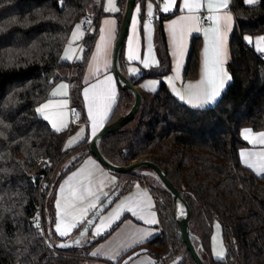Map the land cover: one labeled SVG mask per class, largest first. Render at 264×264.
Listing matches in <instances>:
<instances>
[{
  "label": "trees",
  "instance_id": "trees-1",
  "mask_svg": "<svg viewBox=\"0 0 264 264\" xmlns=\"http://www.w3.org/2000/svg\"><path fill=\"white\" fill-rule=\"evenodd\" d=\"M101 3L64 0L61 7L59 0H0V121L7 125H0V264H84L88 255L84 250L110 233L89 243V232L78 247H57L65 238L55 232L56 213L52 207L47 210V192L43 206L45 236L40 225L36 227L42 177L45 175L46 180L47 176L46 190L51 191L58 166L73 157L67 168L70 170L90 152L88 137L64 149L70 131L53 130L36 109L60 79L56 71L77 68L71 75V105L82 121L87 120L83 78L105 13ZM117 4L120 29L127 0H117ZM230 9L236 20L229 41L232 79L218 102L190 107L162 83L156 92H142L135 118L101 137L99 147L115 164L147 157L167 172L191 206V238L206 264H264V174H257L240 158V148L247 145L241 129H264V58L252 43L256 35L264 33V0L254 5L231 0ZM88 15L94 17L95 26L84 39L83 57L74 62L64 60L62 52L73 29ZM169 17L159 14L156 21L160 63L139 78L162 76L171 69L164 29ZM201 46V36H193L185 78L197 77ZM9 57L12 63L7 62ZM125 62L123 43L119 63L126 74ZM133 102L132 91L120 87L108 123L125 114ZM53 160L51 169L43 167ZM143 169L152 171L142 166L118 172L121 181L115 188L119 189L115 200L137 184L146 187L155 201L160 231L111 264H126L135 251L150 253L153 264H169L175 258H179L175 264H196L181 234L172 193L158 176L139 172ZM214 220L221 225L226 247L223 261L212 254Z\"/></svg>",
  "mask_w": 264,
  "mask_h": 264
},
{
  "label": "crops",
  "instance_id": "crops-1",
  "mask_svg": "<svg viewBox=\"0 0 264 264\" xmlns=\"http://www.w3.org/2000/svg\"><path fill=\"white\" fill-rule=\"evenodd\" d=\"M158 0H137L133 9V14L131 17L129 30L124 41V56H125V72L128 76L136 79V86L141 90V92L153 93L156 92L162 83H164L169 91L177 97L181 102L194 108H203L212 106L215 103L204 105L203 107H195L196 104V94L199 92L200 88L206 87L207 84H201V81L205 79V49H208L209 57V70H211V33L205 34L204 29H209L213 27V22L209 25H202L200 19L190 20V21H179L180 17H199L201 14L206 16L219 15L231 16L232 25L229 28L221 20V31L225 36V63L223 64L224 69L227 74L230 75L228 70V62L230 59L229 51V41L231 35L236 27V20L233 11L230 9L231 0H228V7L220 8L218 11L211 12L207 8L209 0H200L202 7L196 11L189 12L184 8V0H174L173 3L169 4V0H160V4H157ZM247 5H251L244 0ZM144 3V4H143ZM151 5V18L149 20L148 16V5ZM172 9L169 12H164L165 6ZM115 7L119 9L117 0H113V4L109 3V0H102L101 8L105 12L100 19L99 27L105 29V34L107 35V30L111 29V35L107 41L104 43L101 41V33L99 31L96 37L90 55L88 57L86 70L84 73L83 87V99L85 103L87 120L82 121L79 112L75 111L71 105L70 88H71V75L76 72L77 68L72 71L67 68H60L56 71V75L60 79L51 88L50 96L48 99L43 101L39 106L48 103L52 100L55 103L60 101H67V107L63 109H58L56 107H50L47 111L49 113H66V117L61 115H53V119L57 123V127L61 128V131H68L69 124L71 122V116L73 113L78 114V118L73 121V128L70 130L73 132L74 127L79 123V129L74 133L67 134L64 139L63 147L70 148L81 142L84 138L88 137L89 141L93 137L91 134L92 128V117L88 116L89 103L88 99L84 95V90L91 89L89 91V96H93L98 93H106L107 90L111 89L115 93V99L111 103L110 109L104 111L103 103H101L99 110L94 106L93 115L99 127L96 129L98 133L108 122L113 110L117 104L120 85L117 76L114 74L112 67L113 51L118 38L119 33V20L115 15V12L105 11L106 8ZM139 7L140 12L136 13L135 8ZM159 14L170 15L164 21V29L167 38L168 51L171 57V69L169 72L163 74L162 76H148L139 78L145 71L157 67L154 62L160 63L156 38H157V17ZM108 23H105V22ZM179 21L178 27L180 25H185L193 29L188 32L183 37V50L184 55L182 57L178 54V49L176 44L173 42L172 37V22ZM151 25V28H146V25ZM80 25V30L78 35L79 39L73 40V32L76 31V26L73 29L67 44L65 45L62 58L64 59L67 52L70 59H64L66 61L74 62L75 60L81 59L84 54V32L82 29V23ZM135 25V26H134ZM196 29H200L196 31ZM193 36H201V51L199 57V71L196 78H185L184 77V67L187 62L188 54L191 48V42ZM149 37L152 50L149 51ZM264 37L263 34L256 35L252 41L254 48L261 56H264V51L259 49L264 48V42L260 41V38ZM139 56V60H129V54ZM140 60L146 61L149 67H144L140 63ZM179 60L180 66L177 68V61ZM120 65V63H119ZM121 68V65H120ZM122 69V68H121ZM124 69V68H123ZM122 69V70H123ZM133 69L137 71H133ZM112 77L111 84L103 83L106 77ZM231 76V75H230ZM221 91H224L226 85ZM60 85H67V88H60ZM96 85L95 89L92 86ZM192 85V87H189ZM59 89L61 93L67 92V95H57L52 96V93ZM133 93V92H132ZM177 93L179 95H177ZM134 95V94H133ZM183 96L184 99L180 97ZM220 98V97H219ZM218 98V100H219ZM191 99L192 103H188ZM48 122L52 123L51 120ZM66 123L67 127H62V124ZM245 130H251L250 134L245 133ZM260 133H264V129L255 130L250 126H245L241 129V134L243 138L247 141V145L240 148V158L241 161L247 166L252 165V169L258 174L257 169L264 165V159L256 155L257 153H264V144L254 143L257 140ZM247 136V138H245ZM73 138L74 141H73ZM69 141H73L69 144ZM242 153H253L251 157L242 155ZM145 158V157H143ZM147 158V157H146ZM73 157L64 161L58 166L54 172L53 185L47 203L48 207L54 209L56 213V221L54 223L55 232L58 236L59 233L56 231V225H60L61 231H67V236H60L62 238H71L74 236L80 228L84 225L85 220L88 218L92 210H88L86 213L83 211L88 208L90 204L96 203V207L115 189L121 181V176L117 171H114L100 161L89 152L85 157L72 169L67 170ZM264 174V173H261ZM259 174V175H261ZM63 188V191H61ZM92 194L88 195V191ZM75 193V195L73 194ZM107 193L105 196L104 194ZM83 197L81 199L80 197ZM99 197L97 202L96 198ZM60 202L61 207H57V202ZM65 212V217L61 219V212ZM154 214V215H153ZM118 217V219H117ZM156 220L158 223H148L149 220ZM116 224V225H115ZM111 225V227H109ZM97 229L101 230V235L105 234L107 231L110 232L103 239L95 242L88 247V255L84 259V264H104L103 261H116L122 257L125 253L139 248L141 244L146 241L153 239L160 231L158 213L155 209V201L150 193V191L142 186L135 185L133 189L127 191L126 193L120 195L98 218L97 222L90 231V235L87 238V242L91 243L96 240ZM138 241V242H137ZM92 252H97L98 255L92 256ZM114 257V258H113ZM155 259L153 256L146 252L141 251L133 255L126 264H153Z\"/></svg>",
  "mask_w": 264,
  "mask_h": 264
},
{
  "label": "snow or ice",
  "instance_id": "snow-or-ice-1",
  "mask_svg": "<svg viewBox=\"0 0 264 264\" xmlns=\"http://www.w3.org/2000/svg\"><path fill=\"white\" fill-rule=\"evenodd\" d=\"M174 0H169V4L173 3ZM247 2L251 5H254L259 2V0H247ZM59 3L61 7L64 6V0H59ZM110 4H113V0H109ZM202 7V4L200 0H184V8L187 9L189 12L191 11H198ZM228 7V0H209L207 4V8L211 12L218 11L220 8H227ZM152 6L149 4L148 5V16L149 19L151 18L152 12H151ZM172 9H170L167 5L164 7L163 11L164 12H169ZM105 11L108 12H115L119 11V9L113 7L106 8ZM135 12L139 13L140 9L137 6L135 8ZM207 19L211 20L213 22V27L209 29H204L203 31L205 34L211 33L210 37V42H211V70H209V57H208V49H205V79L201 81V84H207L206 87L200 88L199 92L196 94V104L194 105L195 107H203L204 105L207 104H212L218 102V98L221 96V91L224 88L225 84L232 79L230 75L227 74L226 70L223 67V64L225 63L224 57H225V48H224V43H225V36L224 33L221 31V20H223L224 24L227 25L229 28L232 25V17L231 16H219V15H210L207 17ZM190 20H199V17H180L179 21H190ZM179 21H173L172 22V37H173V42L176 44L177 49H178V54L180 57L184 55V50H183V37L186 33L191 32L193 29L190 27H187L185 25H180L178 27ZM90 23V21H88ZM105 23H108L107 21ZM135 26V25H134ZM146 28H151V25H146ZM80 30V25L76 26V31L73 32V40L75 41L76 39H79L80 36L78 35ZM200 29H196V31H199ZM111 29L107 30V35L105 34V29L101 28L100 29V39L102 42L107 43L110 35H111ZM249 42H251V38H248ZM261 42H264V37L260 38ZM151 43H150V37H149V51H151ZM260 51H264V48L259 49ZM80 57H78L79 59ZM64 59H70L68 57L67 52L65 54ZM129 60H139V56L129 54L128 57ZM8 63H12L11 57L8 58L7 60ZM140 63L144 65V67H149L148 63L146 61L140 60ZM156 66H158V62H154ZM180 62L179 60L177 61V68L179 69ZM133 71H137L133 69ZM112 77H106L105 81L103 83L106 84H111ZM97 86L93 85L92 89H95ZM189 87H192V85H189ZM60 88H67V85H60ZM91 89H85L84 90V95L88 99L89 103V108H88V116L92 117V128H91V134L93 137L96 136V129L99 127V124L96 122V119L93 115V107L95 106L97 110H99L101 103H103L104 111H107L111 107V103L115 99V93L111 89L107 90L106 93H98L94 94L93 96H89V91ZM57 95H67V92L61 93L59 89L54 91L52 93V96H57ZM177 95H179L177 93ZM181 99H184L183 96L180 97ZM188 103H192V100L189 99ZM50 107H56L58 109H63L67 107V101H60L54 104L52 100H49L48 103L43 104L41 107L36 109V112L40 115L41 118L44 120L48 121L51 120V127L55 131H61L60 127H57L56 121L52 118L53 115H61L66 117V113L64 112H59V113H49L47 110ZM0 125L3 127H7V125H3V122L0 121ZM62 127L66 128L67 124L63 123ZM251 130H245V133L250 134ZM2 135V133H0ZM247 138V136L245 137ZM75 138H73L74 141ZM73 141H69V144H71ZM254 143H260L264 144V133H260L259 137L257 140L253 141ZM242 155H246L248 157H251L253 153H242ZM256 155L260 156L262 159H264V153H257ZM249 167H252V165H249ZM258 174L264 173V165H262L259 169H257ZM61 191H63V188H61ZM86 191H88L86 189ZM75 195V193H73ZM92 193L88 191V195H91ZM105 196L107 193L104 194ZM83 199V197H80ZM97 202L99 201V197L96 198ZM57 207L60 208V202H57ZM95 210L96 209V203H92L89 205L88 208L84 209L83 211L86 213L88 210ZM61 219L65 217V212H61ZM154 215V214H153ZM118 219V217H117ZM148 223H158V221L152 219L147 221ZM36 227L39 228V223H36ZM111 227V225H109ZM217 229L220 228V225L217 223L216 225ZM56 231L59 233L60 236H67L68 232L67 231H61L60 230V225H56ZM97 235H101V230L97 229ZM138 242V241H137ZM80 241H76V244H79ZM60 247H69L67 244H61ZM92 256L98 255L97 252H92ZM216 259L218 261H223L226 257V250L221 246L219 250L215 252ZM114 258V257H113Z\"/></svg>",
  "mask_w": 264,
  "mask_h": 264
},
{
  "label": "water",
  "instance_id": "water-1",
  "mask_svg": "<svg viewBox=\"0 0 264 264\" xmlns=\"http://www.w3.org/2000/svg\"><path fill=\"white\" fill-rule=\"evenodd\" d=\"M136 4V0H127V5L125 9V13L122 19V23L119 29L118 38L116 40V44L113 51V60H112V67L114 74L117 76L119 80L120 87L124 89H129L134 94V102L132 107L122 116H120L115 121H112L110 123H107L98 133H96L95 137H92L89 143V151L91 154H93L98 161H100L102 164L107 166L108 168L117 171V172H130L132 170H135L137 168H140L142 166H149L152 171L157 175L161 181L166 185L168 190L172 193L175 207H174V213L176 215L179 227L181 229V234L183 236V239L187 245L188 250L190 251L192 257L194 258L196 264H206L200 253L199 249L194 245L192 241V236L194 235L190 225L189 221L191 218V206L188 202V200L183 196L181 190L170 180V178L167 176V172L162 169L156 162L151 160L150 158H137L126 165H118L113 162H111L109 159H107L104 154L102 153L100 147H99V140L101 137L110 134L114 132L115 130L119 129L123 125H125L128 121L135 118L142 100L143 95L141 90L136 86L135 83L132 82L131 78L127 76L120 68L119 65V51L121 49L122 44L125 41V38L127 36L129 25L131 21V17L133 14V9ZM119 194V189H115L114 192L109 194L97 207L95 210H92L88 218L85 220L84 225L81 227V229L71 238H65L61 240L57 247L61 249H70L75 248L81 245L84 238L88 235V233L92 230L93 226L97 222L98 218L101 216L103 212L114 202L115 197ZM181 201V203L184 206L185 214L183 217H179L177 215V204ZM76 241H80L79 244H76ZM61 244H67L69 247H60ZM140 251H135L132 253V256L139 253ZM179 258H175L172 262L169 264H175L178 261Z\"/></svg>",
  "mask_w": 264,
  "mask_h": 264
},
{
  "label": "built area",
  "instance_id": "built-area-1",
  "mask_svg": "<svg viewBox=\"0 0 264 264\" xmlns=\"http://www.w3.org/2000/svg\"><path fill=\"white\" fill-rule=\"evenodd\" d=\"M208 16H206L205 14H201L200 15V22L202 25H209L211 24V20L207 19ZM150 21H152L153 19L150 18L149 19ZM88 21H90V23H88ZM95 26V21H94V17L92 15H88V16H85L82 20V29L84 31V39L85 37L91 33L93 31V28ZM264 58V56H262ZM72 84V82H71ZM79 116L77 113H73L72 116H71V122L69 124V128H68V131L69 132L71 130V127H72V124H73V121L75 119H77ZM54 164V160L49 162L47 165H46V169L49 170L52 168ZM44 180H45V175L42 177L41 179V182H40V192L42 191V186L44 184ZM36 219L40 225V228L42 230V233L43 235L45 236V227H44V223H43V204L41 201H39V204H38V212H37V215H36ZM104 264H111V262H108V261H103Z\"/></svg>",
  "mask_w": 264,
  "mask_h": 264
},
{
  "label": "rangeland",
  "instance_id": "rangeland-1",
  "mask_svg": "<svg viewBox=\"0 0 264 264\" xmlns=\"http://www.w3.org/2000/svg\"><path fill=\"white\" fill-rule=\"evenodd\" d=\"M79 24H80V23H79ZM83 32H84V31H83ZM79 126H80V124L78 123V124L74 127L73 132L70 131L71 134L74 133L76 130H78V129H79ZM70 132H69V133H70ZM69 133H68V134H69ZM66 135H67V133H66ZM55 159H57V157H56ZM43 167H46V165L44 164ZM139 172H142V173H143V172H147V173H150V174L155 175V173L152 172V171L149 170V169H143V170H140ZM155 176H157V175H155ZM47 184H48V182H47V176H46V180H44V184H43V186H42V191L40 192V190H39L40 195H42V198H41L39 201L42 202L43 206H44V202H45V201L48 203V201L50 200L49 195H50V192H51V191L46 190ZM51 188H53V187H51ZM39 189H40V188H39ZM51 190H52V189H51ZM45 192H47V193H46L47 196H46V199H45V201H44V195H45ZM151 195H152V194H151ZM152 197H153V196H152ZM153 199H154V198H153ZM217 223L220 225V223H219L217 220H214V222H213V228H212V233H211V249H212V254H213L214 258H216V256H215V252H216L217 250H219V248H220L221 246L226 250V247H225L224 242H223L221 225H220V228L217 229V227H216ZM84 252H85V253H88L89 251H88V249H85Z\"/></svg>",
  "mask_w": 264,
  "mask_h": 264
},
{
  "label": "bare ground",
  "instance_id": "bare-ground-1",
  "mask_svg": "<svg viewBox=\"0 0 264 264\" xmlns=\"http://www.w3.org/2000/svg\"><path fill=\"white\" fill-rule=\"evenodd\" d=\"M176 212H177V215L179 217H183L184 214H185V209H184V206L181 203V201H179L178 204H177V210H176Z\"/></svg>",
  "mask_w": 264,
  "mask_h": 264
}]
</instances>
